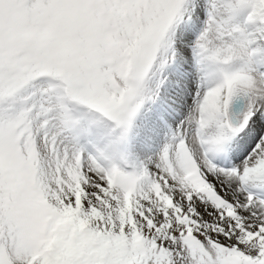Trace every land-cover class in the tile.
I'll list each match as a JSON object with an SVG mask.
<instances>
[{
	"label": "snow or ice",
	"instance_id": "1",
	"mask_svg": "<svg viewBox=\"0 0 264 264\" xmlns=\"http://www.w3.org/2000/svg\"><path fill=\"white\" fill-rule=\"evenodd\" d=\"M0 264H264V0H0Z\"/></svg>",
	"mask_w": 264,
	"mask_h": 264
}]
</instances>
